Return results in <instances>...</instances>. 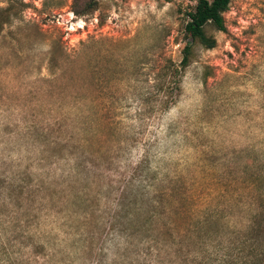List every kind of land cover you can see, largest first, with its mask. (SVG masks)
<instances>
[{
	"label": "rangeland",
	"instance_id": "1",
	"mask_svg": "<svg viewBox=\"0 0 264 264\" xmlns=\"http://www.w3.org/2000/svg\"><path fill=\"white\" fill-rule=\"evenodd\" d=\"M72 2L0 0V264L241 262L264 199V0L205 28L217 46L193 43L165 113L196 1Z\"/></svg>",
	"mask_w": 264,
	"mask_h": 264
},
{
	"label": "trees",
	"instance_id": "2",
	"mask_svg": "<svg viewBox=\"0 0 264 264\" xmlns=\"http://www.w3.org/2000/svg\"><path fill=\"white\" fill-rule=\"evenodd\" d=\"M100 1L73 0L71 12L79 18L93 16L100 9ZM195 1L194 8L185 12L187 22L184 33L190 43H187L183 48L181 62L177 64L170 61L167 67L168 80L161 88V95L157 98V103L154 106V110L157 112H168L178 102L182 91L184 72L191 64L193 43L197 42L208 50L217 46L216 39L209 37L205 28L211 25L218 31H227L224 14L229 10L232 0ZM100 23L102 24L103 21L101 20ZM258 179L257 176L254 181ZM125 190L130 199L133 196L132 202L135 199H142L140 195L144 190L141 188L132 189L131 184H129ZM256 200L258 201L257 214H255L248 231L242 236L243 239L237 243L236 247L232 248L240 257L241 262L237 264H264V199L259 197ZM223 261L226 263L225 258Z\"/></svg>",
	"mask_w": 264,
	"mask_h": 264
}]
</instances>
